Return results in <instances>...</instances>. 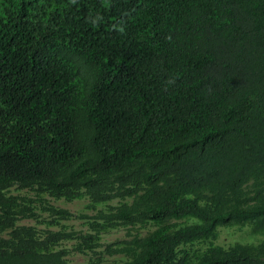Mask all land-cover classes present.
I'll return each mask as SVG.
<instances>
[{
	"label": "trees",
	"instance_id": "trees-1",
	"mask_svg": "<svg viewBox=\"0 0 264 264\" xmlns=\"http://www.w3.org/2000/svg\"><path fill=\"white\" fill-rule=\"evenodd\" d=\"M74 251L264 264V0H0V264Z\"/></svg>",
	"mask_w": 264,
	"mask_h": 264
},
{
	"label": "rangeland",
	"instance_id": "rangeland-1",
	"mask_svg": "<svg viewBox=\"0 0 264 264\" xmlns=\"http://www.w3.org/2000/svg\"><path fill=\"white\" fill-rule=\"evenodd\" d=\"M51 201L57 206L68 208L74 213V218L68 221V224L77 230L86 231L88 228V226L84 223L85 219L79 217L81 214H88V216H91L96 213L94 210H90L86 207L89 202L87 198L80 199V200L77 199L71 202L66 201L64 199H61V200L51 199ZM111 203L114 204L116 203V201L111 202ZM24 222L34 223L33 219H27V220H24ZM125 232H126L125 229H114L104 234L103 235L104 244L112 242L118 238H124ZM260 237L261 236L259 235L256 236V234H252L248 226H245L243 228L222 227L220 229L219 237L216 240V243L227 246L238 240L244 241V242L258 241ZM65 245L71 247L72 242H66ZM68 258L71 264H88L89 262V255L78 253L76 251L71 252ZM114 258H118V257H114Z\"/></svg>",
	"mask_w": 264,
	"mask_h": 264
}]
</instances>
